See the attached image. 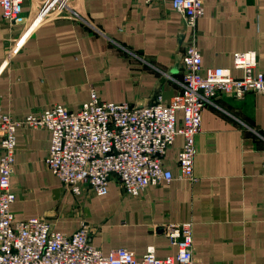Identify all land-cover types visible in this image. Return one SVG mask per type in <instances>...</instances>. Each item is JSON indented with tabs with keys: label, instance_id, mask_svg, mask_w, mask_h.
Segmentation results:
<instances>
[{
	"label": "crops",
	"instance_id": "0c3cea01",
	"mask_svg": "<svg viewBox=\"0 0 264 264\" xmlns=\"http://www.w3.org/2000/svg\"><path fill=\"white\" fill-rule=\"evenodd\" d=\"M39 2L27 0L14 23L3 19L0 5V114L21 118L55 104L75 110L90 100L92 88L104 101L133 104L182 90L186 37L171 0H78L90 22H41L33 13ZM204 7L196 27L204 66L241 75L235 53L256 51L264 72V0H204ZM17 142V220L47 217L69 234L86 221L104 253L126 248L142 256L154 245L160 257L176 252L163 225L193 221L199 264H264V94L222 95L205 106L196 136L197 180L175 178L139 196L112 178L106 195L86 189L77 197L45 163L48 129L21 126ZM183 143L178 136L167 153L174 173Z\"/></svg>",
	"mask_w": 264,
	"mask_h": 264
},
{
	"label": "built area",
	"instance_id": "2783aa9c",
	"mask_svg": "<svg viewBox=\"0 0 264 264\" xmlns=\"http://www.w3.org/2000/svg\"><path fill=\"white\" fill-rule=\"evenodd\" d=\"M26 1L0 0L3 19L16 22ZM159 1L144 0L149 5ZM171 5L183 18L181 34L186 41L181 53L183 88L170 99L159 92L148 103L108 102L92 88L90 100L75 110L55 104L21 118L0 114V264H199L194 255L193 221L163 225L176 249L174 255L160 257L150 245L137 256L126 248L104 253L92 242L93 226L86 221L69 234L55 230L47 217L17 220L12 210L17 199L12 177L21 126L51 132L45 163L73 195L80 197L90 189L94 195L104 196L113 178L128 194L139 196L150 185L175 178L197 180L196 136L205 106L222 95L241 99L249 93L264 94V72L259 69L256 51L235 53L233 66L241 75L231 68L204 66L196 34L204 0H171ZM33 13L41 22H90L79 11L78 0H40ZM180 135L184 143L174 173L166 158Z\"/></svg>",
	"mask_w": 264,
	"mask_h": 264
}]
</instances>
